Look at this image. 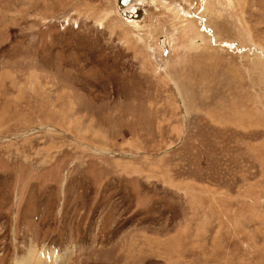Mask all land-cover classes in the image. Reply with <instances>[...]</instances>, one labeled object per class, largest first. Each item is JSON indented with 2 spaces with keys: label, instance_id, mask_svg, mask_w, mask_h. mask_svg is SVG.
<instances>
[{
  "label": "rangeland",
  "instance_id": "rangeland-1",
  "mask_svg": "<svg viewBox=\"0 0 264 264\" xmlns=\"http://www.w3.org/2000/svg\"><path fill=\"white\" fill-rule=\"evenodd\" d=\"M42 253L264 264V0H0V264Z\"/></svg>",
  "mask_w": 264,
  "mask_h": 264
},
{
  "label": "bare ground",
  "instance_id": "bare-ground-1",
  "mask_svg": "<svg viewBox=\"0 0 264 264\" xmlns=\"http://www.w3.org/2000/svg\"><path fill=\"white\" fill-rule=\"evenodd\" d=\"M37 262L38 263H46V264H52L54 262L57 264H62V261L60 260V258H58V256H56V258L53 260V257L49 256L47 253H42V255H40V258H38ZM24 264H32L31 257H28L27 260L24 262Z\"/></svg>",
  "mask_w": 264,
  "mask_h": 264
},
{
  "label": "water",
  "instance_id": "water-1",
  "mask_svg": "<svg viewBox=\"0 0 264 264\" xmlns=\"http://www.w3.org/2000/svg\"><path fill=\"white\" fill-rule=\"evenodd\" d=\"M131 1L133 0H118V6L119 8L126 7ZM126 15L132 13L131 11H126Z\"/></svg>",
  "mask_w": 264,
  "mask_h": 264
}]
</instances>
